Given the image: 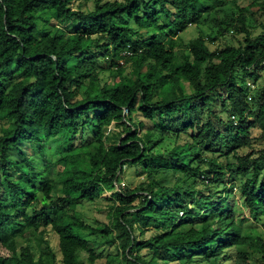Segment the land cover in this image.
<instances>
[{"label":"trees","instance_id":"trees-1","mask_svg":"<svg viewBox=\"0 0 264 264\" xmlns=\"http://www.w3.org/2000/svg\"><path fill=\"white\" fill-rule=\"evenodd\" d=\"M87 3L0 0V264H264V0Z\"/></svg>","mask_w":264,"mask_h":264},{"label":"rangeland","instance_id":"rangeland-1","mask_svg":"<svg viewBox=\"0 0 264 264\" xmlns=\"http://www.w3.org/2000/svg\"><path fill=\"white\" fill-rule=\"evenodd\" d=\"M242 3H247V2H251L252 0H240ZM87 7L88 8H93L94 7V0H88L87 3ZM76 25V22H74ZM65 27H68L69 29H71V23L68 22L65 24ZM197 34V29L192 26L187 28L184 32L178 34L179 36H181V38L185 41V43H189V41L191 39H193ZM230 38V37H228ZM232 43H236L237 41L234 39H232L231 41ZM215 46V45H212ZM241 72L238 71L237 76H240ZM103 79L107 78L106 73L102 75ZM247 80H252L248 77H246ZM260 83V82H259ZM258 83V91L260 90V97L259 100L264 101V94L261 91V87H262V83L259 84ZM217 100V99H216ZM173 138L172 137H168L167 141L165 143L162 144L163 147L165 148H170L173 144ZM22 150H24L27 154H31L32 153V149L29 146L28 143H24L21 146ZM263 168H264V163H263ZM121 181L125 182V186L126 188H134L136 185H138L141 181H143L144 178H146V173L143 172V170H141V168H138V166H133L130 165L128 167H126V169L124 170L122 176H121ZM156 178L159 180L160 183L164 184V185H170L172 183H174L175 181V176L171 173H159ZM261 179H264V172H262ZM233 185L239 186V184L237 182H235ZM125 188V189H126ZM112 191H106L103 195H102V200L97 201L94 204H89L87 203L86 205H84L83 207L80 208V213L83 214L86 219L90 222H94L95 218H97L98 220H106V215L108 213L109 210V204L110 201L104 200L106 198H109L111 195ZM233 200L230 204L232 209L235 212V216L237 217V220L241 222V224L243 226H255V227H260L257 223H255L249 216L247 210L245 209V207L243 206V202H242V198L241 195L239 193V191L234 193L233 190ZM22 228V221L19 220L17 221L11 228V232L13 234H16L20 229ZM90 237L92 239H95V241H99V240H103L102 237L96 236L94 235H90ZM8 251L3 248L2 246H0V254L1 255H8ZM110 253H115V250L112 247H107L104 249L103 251V256L101 258H99L96 262V264H109L108 260L106 259V257L110 254ZM111 264H120L118 262H113Z\"/></svg>","mask_w":264,"mask_h":264},{"label":"built area","instance_id":"built-area-1","mask_svg":"<svg viewBox=\"0 0 264 264\" xmlns=\"http://www.w3.org/2000/svg\"><path fill=\"white\" fill-rule=\"evenodd\" d=\"M206 182H208V180H206ZM120 184H121L122 187L125 186V182L124 181H122Z\"/></svg>","mask_w":264,"mask_h":264}]
</instances>
